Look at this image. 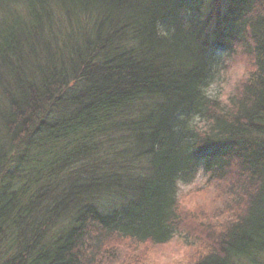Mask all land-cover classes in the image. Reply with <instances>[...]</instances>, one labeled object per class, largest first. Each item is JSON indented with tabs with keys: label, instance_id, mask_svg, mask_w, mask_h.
Here are the masks:
<instances>
[{
	"label": "trees",
	"instance_id": "obj_1",
	"mask_svg": "<svg viewBox=\"0 0 264 264\" xmlns=\"http://www.w3.org/2000/svg\"><path fill=\"white\" fill-rule=\"evenodd\" d=\"M233 56L256 71L228 108L201 89ZM198 174L212 227L179 210ZM180 230L190 264H264V0H0V264Z\"/></svg>",
	"mask_w": 264,
	"mask_h": 264
},
{
	"label": "rangeland",
	"instance_id": "obj_2",
	"mask_svg": "<svg viewBox=\"0 0 264 264\" xmlns=\"http://www.w3.org/2000/svg\"><path fill=\"white\" fill-rule=\"evenodd\" d=\"M244 61L245 59H239L238 57L233 56V58L224 65L223 70L218 73L216 79L221 83L227 82L229 79L228 74L231 73L232 75H235V70L239 65H244ZM241 79L236 81L233 92L236 91L238 81ZM217 91L219 92L220 89H217ZM232 94L229 99L234 97ZM199 177L198 180L193 179L190 182L185 183L184 187L177 188L179 210H181L188 218L191 216L195 221L201 219V222H203L202 225L205 224L212 227L211 224L214 223L208 219L212 218L213 215L219 214L221 211L223 212V208L220 206V203L214 211L212 207L209 208L210 205L207 206V200L214 197L215 190H212V188L207 185L206 178L203 177V175L199 174ZM220 215H222V213ZM225 216L222 217L225 218ZM217 220L219 221L220 219ZM172 239L179 240L187 250L184 254L186 264H190L207 251L204 246L206 242L203 241L202 238L195 236L193 233L187 234L185 230H180V232L174 234L170 240ZM107 252L113 256V264H145V261L150 259H170L175 255V248L169 245L168 242L161 245H153L150 243L143 244L130 240H123L113 244Z\"/></svg>",
	"mask_w": 264,
	"mask_h": 264
},
{
	"label": "clouds",
	"instance_id": "obj_3",
	"mask_svg": "<svg viewBox=\"0 0 264 264\" xmlns=\"http://www.w3.org/2000/svg\"><path fill=\"white\" fill-rule=\"evenodd\" d=\"M256 71L254 67L245 66L243 64L239 65L235 70V75L231 73L228 74L229 79L225 83H221L217 79H213L206 86L202 87L201 91L205 97L209 99H215L220 102L222 106H227L231 108L232 105L229 103V97L233 93V88L238 79L246 77L249 73ZM223 75V73H222ZM217 89H220L218 92ZM193 124H198L200 127H203L205 121H201L199 116H194L192 119ZM206 123H211V121H207ZM199 174L195 176L193 179L198 180ZM186 182L177 180L178 187H184ZM168 244L175 248V255H173L170 259H155V260H147L145 264H186L184 254L187 251L182 243L179 240L172 239L168 241Z\"/></svg>",
	"mask_w": 264,
	"mask_h": 264
}]
</instances>
